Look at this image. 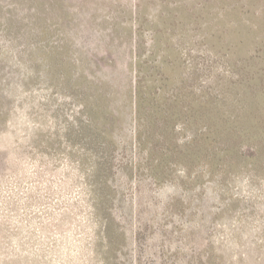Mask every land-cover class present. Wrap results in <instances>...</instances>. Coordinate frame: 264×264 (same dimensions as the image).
<instances>
[{
  "label": "rangeland",
  "instance_id": "1",
  "mask_svg": "<svg viewBox=\"0 0 264 264\" xmlns=\"http://www.w3.org/2000/svg\"><path fill=\"white\" fill-rule=\"evenodd\" d=\"M0 264H264V0H0Z\"/></svg>",
  "mask_w": 264,
  "mask_h": 264
}]
</instances>
